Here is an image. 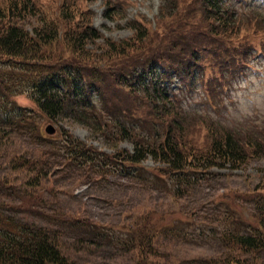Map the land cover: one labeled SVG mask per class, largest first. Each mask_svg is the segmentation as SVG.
Here are the masks:
<instances>
[{
  "label": "trees",
  "instance_id": "obj_1",
  "mask_svg": "<svg viewBox=\"0 0 264 264\" xmlns=\"http://www.w3.org/2000/svg\"><path fill=\"white\" fill-rule=\"evenodd\" d=\"M196 1L202 24L209 20L210 32L200 37L207 36L205 45L213 56L207 62L218 69L219 75L211 72L220 77L211 94L215 102H221L233 80L245 75L257 46L244 47L238 35L228 39L242 24L241 15L228 0ZM177 2L164 1L161 20L176 14ZM189 7L193 13L195 7ZM119 12L106 3L103 15L114 17ZM93 13L74 0H62L56 9L43 8L35 0H7L0 5V158L4 148V157L8 156L5 173H0V264H84L74 257L82 246L108 243L110 236L93 228L98 224L53 207L50 195L58 190L55 179L59 173H73L76 182L90 176L99 180L115 167L127 177H137L150 157L157 163L150 168L151 174L169 179L174 185L171 197L179 198L185 185L214 168L240 169L264 157L263 125L235 128L202 115L190 120L180 97L185 88H195L194 69L206 73L203 54L195 48L186 51L190 42L185 51L176 43L170 44V50L157 49L153 36L166 28L159 24L162 30L154 34L138 19L135 23L140 26L130 25L134 34L129 38H103L92 24ZM190 18L183 17L195 29ZM262 19L253 16L250 20L256 26L263 24L259 23ZM96 40L101 46L90 48ZM150 43L154 44L151 52L128 62ZM109 79L114 90L110 86L105 91L103 82ZM117 88L130 97L142 96L151 112L148 117L153 118L149 126L143 124L147 118L136 107H120L117 100L111 103L109 96ZM17 94L28 95L36 109L17 104L12 100ZM65 116L102 135L112 152L99 150L64 128L52 136L41 130L44 119ZM108 122L112 123L110 130ZM198 123L204 129L202 139L195 137ZM123 141H129L131 149L120 146ZM233 192L236 206L247 203L248 219L242 229L233 222L222 233L225 255L205 264H260L264 255V170L248 191ZM16 212L43 214V223L20 218ZM156 212L154 207L138 212L121 239L119 249L132 255V264H176L166 250L168 237L181 233L176 229L182 221L172 217L169 221L162 212L154 217ZM67 228L77 233L72 242L66 240Z\"/></svg>",
  "mask_w": 264,
  "mask_h": 264
},
{
  "label": "rangeland",
  "instance_id": "obj_2",
  "mask_svg": "<svg viewBox=\"0 0 264 264\" xmlns=\"http://www.w3.org/2000/svg\"><path fill=\"white\" fill-rule=\"evenodd\" d=\"M6 1L0 0V5H4ZM61 1L35 0L43 8L55 6V9ZM74 1H77L83 8L93 10L92 24L103 34V38H110L114 41L127 39L134 34L130 25L140 26L135 23L140 20L152 32H161L162 27H159V24H163L166 28L159 34L153 32L157 49L170 50V44L176 43L185 51L190 42L191 46L186 50L187 52L190 53L195 48L197 50L195 52L203 54V69L206 70V73L194 69L193 71L198 75L195 76V88H185L184 96L180 97L183 107L191 115L190 120H195L197 116L202 115L207 120H217L235 128L264 126V47H262L264 46V0H228L238 10L237 13L241 15L242 20L240 31L232 33L228 39L231 41L235 38L234 36L238 35V40L244 47L248 48L254 45L257 46L258 51L256 50L255 57L250 59L251 62L246 65L247 69H244L243 73L245 75L233 80L228 94L221 99V102H215L216 99L211 94V91L215 89L214 82L220 78L217 76L219 75L218 69L207 62L213 58L211 53L208 54L211 52L209 45H205L207 36L204 39L200 37L210 32L206 26V22L209 23V20H205L202 24L201 12L197 8L196 0H178L176 14L166 16L162 20L160 7L165 0ZM106 3L111 7H117L120 10L118 15L105 17L103 11ZM191 5L195 7L193 13L189 12ZM253 16L262 17L263 19L259 23L263 22V24L254 26L250 20ZM183 17H191L189 21L194 23L198 32H192L195 29L190 27L191 25L187 26ZM30 26L31 23H28V29L31 28ZM100 40H96L90 48L101 46ZM153 48V43L147 44L142 52L132 54L128 62L140 60L139 56L146 55L147 51L151 52L150 49ZM63 54L67 56L66 51H63ZM189 56L190 54H187L186 60L189 59ZM211 72L217 75H213ZM110 83V79L103 82L105 91H107L106 89L111 90ZM112 90L114 89L112 88ZM217 90L216 88L214 93ZM137 98L122 94L118 88L117 93L112 91L109 96L111 103L117 100V105L120 107H136L138 114L147 118L143 124L149 126L153 121L152 117H148L151 112L142 100V96L139 95ZM12 100L21 106L36 109L35 103L26 94H17L12 97ZM0 115H2L1 112ZM103 116L105 119L107 118L106 114ZM49 124L55 127V135H58L60 129L64 128L87 144L93 145L99 150L112 152V148L108 146L102 135L93 132L88 125L80 123L76 119L67 116L57 120L44 119L41 123V130L44 132L45 127ZM108 124V130H110L112 123L108 122ZM194 126L199 129L198 135L191 131L190 136L194 137L195 135L202 139L204 136L202 125L198 123ZM140 127L142 128V125ZM18 142L19 139L16 137V147L21 150L22 144ZM26 144L29 145L30 142H26ZM119 145L131 149L129 141L120 142ZM6 151L7 148H4L0 158L1 174L5 173L4 162L8 157H4ZM156 164L152 158L148 157L143 163L146 168L141 175L131 176V178L117 172L115 167L111 168L112 171L110 170L105 178L99 180L90 176L76 182L71 172L57 175L55 185L58 190L55 192V196L50 195L51 199L54 198L53 207L57 206L68 216H82L84 219H88L86 221L98 224L93 228L98 231L103 230L108 237L110 236L107 240L108 243H102V247L89 245L85 248L82 246L81 251L74 254L79 262L84 264H132V255L122 252L119 246L134 216L148 207L158 210L156 212L158 214L154 217L162 212L168 215L166 218H169V221L171 217L182 221L176 229L177 234L181 233L174 238L168 237L169 244L166 250L168 257L175 260L176 264H205L208 259L222 258L225 255L226 251L220 239L222 233L226 229L232 228L233 222H236V226L242 229L246 222L245 219H248L247 215L250 213V210L247 209L248 205L244 201L240 203V206H236L237 202L233 200L235 194L233 191L243 193L256 184L264 170V157L252 160L246 167L240 169L214 168L210 173L193 179L190 184L185 185L183 196L179 198L171 197L174 185L169 179H160L151 174L150 168H154ZM2 196L6 197L4 194ZM231 207L236 208L234 213ZM16 214L20 218L43 223V214L37 212L33 214L16 212ZM66 231L69 237L66 240L72 242L71 239H74L77 233L72 229L68 230V228ZM77 248L79 249V247ZM260 264H264V255L260 256Z\"/></svg>",
  "mask_w": 264,
  "mask_h": 264
},
{
  "label": "water",
  "instance_id": "obj_3",
  "mask_svg": "<svg viewBox=\"0 0 264 264\" xmlns=\"http://www.w3.org/2000/svg\"><path fill=\"white\" fill-rule=\"evenodd\" d=\"M44 131L47 133V134H54L55 133V127L51 124L47 125L44 129Z\"/></svg>",
  "mask_w": 264,
  "mask_h": 264
}]
</instances>
